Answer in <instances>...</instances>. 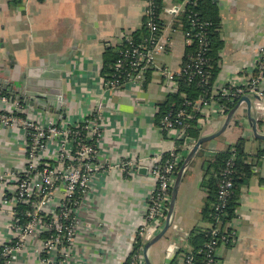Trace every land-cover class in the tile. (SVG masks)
<instances>
[{
    "label": "crops",
    "instance_id": "0c3cea01",
    "mask_svg": "<svg viewBox=\"0 0 264 264\" xmlns=\"http://www.w3.org/2000/svg\"><path fill=\"white\" fill-rule=\"evenodd\" d=\"M213 2L219 8L224 42L213 86L218 90L240 82L243 73L252 68L258 49L264 47V0ZM144 10V0H28L16 4L0 0V81L14 91L46 95L43 105L56 107L53 99L59 97L64 108L61 116L25 106V116L35 122L51 120L68 126L80 123L97 105L101 106L105 125L98 143L101 169L76 210L78 223L66 264L126 262L155 182L146 170L126 175L120 164L131 158L165 154L174 145L173 137L159 129L158 111L159 105L176 93L164 89L159 73H148L142 88L126 87L118 95L104 89L100 74L106 52L117 51L123 35L141 28ZM161 16L168 45L157 62L177 71L186 49L182 27L174 22L169 26L167 15ZM260 87L264 90V79ZM11 101L15 100L9 95L0 96V111H11ZM208 103L205 113L210 114L201 136L217 132L226 116L219 113L215 99ZM235 114L239 125L230 124L221 135L203 144L185 167L172 213L179 231L174 232L170 226L148 249L151 264H169L175 259L170 256V245L177 237L186 241L195 225L210 227L200 222L206 196L202 187L204 161L241 137L246 139L250 154L264 146L253 137L245 106ZM252 116L258 132L264 134V116L253 109ZM25 138L22 127L0 126V175L4 176L0 181V247L13 239L12 205L4 201L14 194L16 175L25 168ZM189 151L179 149L180 162ZM54 152L55 146L50 144L44 155L51 158ZM252 171L242 188L235 217L227 225L233 240L216 248L218 264H264V158ZM41 245L35 235L27 237L5 264H46L39 254ZM174 264H178V258Z\"/></svg>",
    "mask_w": 264,
    "mask_h": 264
},
{
    "label": "built area",
    "instance_id": "2783aa9c",
    "mask_svg": "<svg viewBox=\"0 0 264 264\" xmlns=\"http://www.w3.org/2000/svg\"><path fill=\"white\" fill-rule=\"evenodd\" d=\"M26 1L28 0H22V2ZM187 3L188 0L179 3L174 0H162V9L156 15V0H144V18L148 35L139 41H134L132 34L122 36L111 75L102 80L104 89L118 95L126 87L142 88L148 73L157 72L160 74L164 89L171 94L178 93L181 79L191 81L198 77L203 80L207 78L204 68L208 64L205 57L208 42L202 23L197 26L198 30L194 33L191 30H181L185 47L193 43H196L197 47L194 53L185 55L186 59L185 57L182 59L177 71L157 62V58L166 52L168 45L165 34L167 27L162 24L161 14L167 15L168 24L171 26L185 11ZM157 20L161 21V24ZM192 24L195 25L193 21ZM243 74L245 77H242L240 82L226 84L229 86L224 85L218 90H213V95H231L232 98L237 97L238 102L241 97L246 96L250 98L254 112L264 116V90L260 87L264 79V47L258 49L252 68ZM212 100L211 97L209 101ZM209 101L199 99L194 102L193 108L202 111L204 107H208ZM186 104L190 105L189 102ZM243 105L242 102L241 106ZM11 108L12 110L8 112L0 111V126L22 127L25 130L26 165L24 170L16 175L14 194L4 201L12 205L13 239L0 247V260L5 259L7 263L14 257L15 252L22 248L27 237L35 235L42 241L39 250L40 257L45 254V257L41 258L42 261L46 264H66L78 223L76 210L94 175L101 169V164L98 163V143L105 128L101 106L97 105L80 123L68 126L56 124L51 120L45 123L32 121L25 116V106L18 101H11ZM239 110L240 108L237 111ZM224 111L225 108L220 106L219 113L226 115ZM188 117L190 115L184 109H170L158 114L160 131L174 139L171 150L162 155L131 158L120 164L126 175L142 168L146 169L155 182L148 197L144 218L132 240L129 264H145L143 249L135 252L137 238L145 243L164 225L171 188L181 164L182 156L179 149L190 150L196 142L190 139L181 146L176 145L180 137H185ZM50 144H54L55 152L53 157L47 158L44 152ZM228 165L231 166L230 162ZM229 168L225 170L224 179L218 189L217 204L214 207L216 211L226 206L231 193L232 181L229 177L231 174ZM3 178L4 176L0 175V181ZM78 193L83 194L81 201L76 198ZM18 205L28 207L25 211V222H21ZM169 223V228L172 226L174 232L179 231L172 216ZM219 225L210 230V239L202 249L205 255L204 264H218L216 248L233 240L231 230L227 235H223L219 232ZM43 233H48L46 240L41 238ZM176 239V242L170 245L172 248L170 256L178 258V264H194L192 255L178 254L186 244L185 239L183 237Z\"/></svg>",
    "mask_w": 264,
    "mask_h": 264
},
{
    "label": "trees",
    "instance_id": "16d2710c",
    "mask_svg": "<svg viewBox=\"0 0 264 264\" xmlns=\"http://www.w3.org/2000/svg\"><path fill=\"white\" fill-rule=\"evenodd\" d=\"M22 0H12V3H21ZM42 1V0H38ZM176 2H182L183 0H174ZM162 9V0H156V15L160 13ZM145 18L142 20V26L140 29L132 33L134 41H139L148 35V30L145 25ZM192 21L195 25L192 24ZM159 24L161 21L157 20ZM204 24V31L207 36V50L205 57L208 64L204 68L207 72V78H194L191 81L181 79L179 84L178 93L171 95L163 103L159 105V113L162 114L170 109H184L190 117L186 119V131L185 137L176 141L177 146H181L186 140H198L201 136V132L206 124L208 115L202 111L195 110L193 104L199 99L209 101L211 97L215 99L218 105L225 108L223 113L230 111L237 103V97L231 95H213V86L215 84L217 75L220 70V57L219 53L223 48L224 42L221 39V19L218 5L213 0H188L185 6V11L177 17L175 26H182L183 30L196 32L199 24ZM196 43L188 46L185 49L183 58L196 51ZM117 57V51L106 52L103 57V66L100 71L103 79L109 78L112 72V65ZM227 87L229 85H226ZM0 96L7 97L6 92L1 91ZM189 102L190 105H187ZM239 116L234 115L230 124L239 125ZM229 124V126H230ZM264 145V140H261ZM246 139L244 137L239 138L233 145H230L225 150L217 151L213 157L206 159L203 163L204 175L202 178V187L206 193L203 207L200 210V222L208 224L210 227L204 228L199 225H195L186 236V249L180 250L178 254H190L193 256L194 264H204L205 255L202 251L205 243L210 239V230L217 227L219 224V232L223 235L229 233L228 223L235 217V209L238 205L242 188L247 185L248 180L251 178L253 171L252 167L264 158V146L259 148L256 153L250 154L245 148ZM230 162L231 166L228 165ZM230 167V168H229ZM231 171L229 177L232 181L231 193L228 197L226 206L221 210H215L214 207L217 204L218 189L220 183L224 179V172L226 169ZM264 182V179L262 180ZM83 194H76V198L81 201ZM27 206L18 205L17 210L21 222L26 221L25 211ZM48 233H43L41 238L46 240ZM68 245L67 242H65ZM144 241L137 238L135 244V252L143 249ZM45 257V254L41 255V258ZM177 258L173 259L169 264H174ZM130 258L126 260L124 264H129ZM0 264H5V259L0 260Z\"/></svg>",
    "mask_w": 264,
    "mask_h": 264
},
{
    "label": "water",
    "instance_id": "95a60500",
    "mask_svg": "<svg viewBox=\"0 0 264 264\" xmlns=\"http://www.w3.org/2000/svg\"><path fill=\"white\" fill-rule=\"evenodd\" d=\"M0 86H1V89L4 92H6L7 95L12 97L15 101L20 102L24 106L32 107L35 109H40L43 111H48L50 113L58 114L61 116L64 114V108L62 107L61 103L59 102L60 101L59 97L53 99V101L57 102V106H56L57 108H56L52 104L43 105L44 100H46L48 98L46 97V95H43L41 93H31L29 91H14L12 89V87L4 81H0ZM242 102L244 103V106H245L246 118L249 122L253 137L255 139H258V140H264V134H261L258 132L257 126H256L257 121L252 116L251 100H250V98H248L246 96L241 97L239 102L230 111L227 112L225 119H224L220 129L217 132L210 134V135H205V136L203 135V136H200L198 138V140L195 142L193 147L188 152L187 156L181 162L180 167L176 173L175 180H174L172 188H171L169 207H168V211H167L166 218H165L164 225H163L162 229L152 239H150L144 243L142 255H143V259H144L145 264H151L148 257H147L148 249L153 244H155L158 240H160L169 228L170 217L172 216V213L174 210V204H175V200H176V196H177V192H178V187H179L180 180H181V177H182V174H183L185 167L190 162V160L194 157V155L198 151L199 147H201L203 144L213 140L214 138L218 137L219 135H221L226 130V128L229 126L233 116L235 115L236 111L240 108ZM183 138H184V136L181 137V140ZM140 170H146V169L142 168Z\"/></svg>",
    "mask_w": 264,
    "mask_h": 264
},
{
    "label": "rangeland",
    "instance_id": "374dc122",
    "mask_svg": "<svg viewBox=\"0 0 264 264\" xmlns=\"http://www.w3.org/2000/svg\"><path fill=\"white\" fill-rule=\"evenodd\" d=\"M184 1V0H183ZM168 60V59H167ZM207 110V107H204L203 109H202V111H206ZM209 113V112H208ZM208 113H207V115H208ZM210 114V113H209ZM231 131V130H230ZM229 133V132H228Z\"/></svg>",
    "mask_w": 264,
    "mask_h": 264
}]
</instances>
